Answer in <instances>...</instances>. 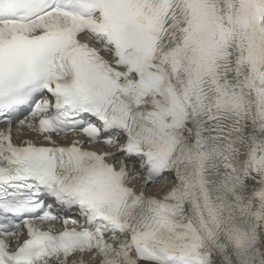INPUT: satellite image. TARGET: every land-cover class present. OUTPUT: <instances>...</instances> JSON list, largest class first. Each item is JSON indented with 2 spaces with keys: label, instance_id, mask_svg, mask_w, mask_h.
Wrapping results in <instances>:
<instances>
[{
  "label": "snow or ice",
  "instance_id": "6c2138e0",
  "mask_svg": "<svg viewBox=\"0 0 264 264\" xmlns=\"http://www.w3.org/2000/svg\"><path fill=\"white\" fill-rule=\"evenodd\" d=\"M0 264H264V0H0Z\"/></svg>",
  "mask_w": 264,
  "mask_h": 264
}]
</instances>
